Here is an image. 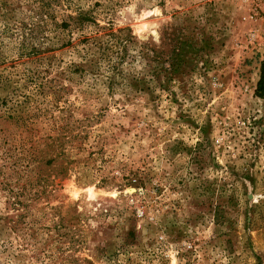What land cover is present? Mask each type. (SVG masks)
Returning a JSON list of instances; mask_svg holds the SVG:
<instances>
[{
    "label": "rangeland",
    "instance_id": "obj_1",
    "mask_svg": "<svg viewBox=\"0 0 264 264\" xmlns=\"http://www.w3.org/2000/svg\"><path fill=\"white\" fill-rule=\"evenodd\" d=\"M263 60L264 0H0V264H264Z\"/></svg>",
    "mask_w": 264,
    "mask_h": 264
},
{
    "label": "trees",
    "instance_id": "obj_2",
    "mask_svg": "<svg viewBox=\"0 0 264 264\" xmlns=\"http://www.w3.org/2000/svg\"><path fill=\"white\" fill-rule=\"evenodd\" d=\"M154 61L160 64L159 67L155 68V72L157 73V75H160L161 72H167L169 75H172L176 72L177 66L171 63H167V65H165L164 60H162L160 54L155 55ZM256 92L261 97H264V60L261 62V72L260 78L256 85Z\"/></svg>",
    "mask_w": 264,
    "mask_h": 264
}]
</instances>
